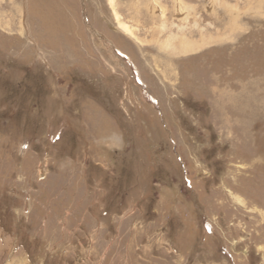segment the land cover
Returning <instances> with one entry per match:
<instances>
[{
  "label": "rangeland",
  "instance_id": "374dc122",
  "mask_svg": "<svg viewBox=\"0 0 264 264\" xmlns=\"http://www.w3.org/2000/svg\"><path fill=\"white\" fill-rule=\"evenodd\" d=\"M25 258L264 264V0H0V264Z\"/></svg>",
  "mask_w": 264,
  "mask_h": 264
},
{
  "label": "bare ground",
  "instance_id": "6f19581e",
  "mask_svg": "<svg viewBox=\"0 0 264 264\" xmlns=\"http://www.w3.org/2000/svg\"><path fill=\"white\" fill-rule=\"evenodd\" d=\"M111 2L113 1V0H110ZM132 5V4H131ZM150 15V14H149ZM151 16H152V14H151ZM153 18H154V16H152ZM125 30H127L128 32H132V30L128 27V26H126V25H123L122 26ZM150 32L152 33V34H158V33H161L162 31L161 30H159V29H155V28H152V30H150ZM180 33H181V31H179ZM184 33V32H183ZM175 37V36H174ZM176 38V37H175ZM168 39L169 40H167L168 42H172V36H169L168 37ZM178 39V38H177ZM175 40V39H174ZM179 46H177V47H179L178 49H179V51H183V45H184V40H182V37H181V39L179 38ZM177 43V42H176ZM175 43V44H176ZM212 94V93H211ZM239 201V200H238ZM13 259L14 258H12V260H11V263L13 262ZM17 259V258H16ZM25 261H24V263H22V264H27V259L25 258L24 259ZM23 261V260H22Z\"/></svg>",
  "mask_w": 264,
  "mask_h": 264
},
{
  "label": "crops",
  "instance_id": "0c3cea01",
  "mask_svg": "<svg viewBox=\"0 0 264 264\" xmlns=\"http://www.w3.org/2000/svg\"><path fill=\"white\" fill-rule=\"evenodd\" d=\"M222 97H223V94H222ZM231 98H233L230 94H229V97H227L226 99H231ZM223 130H220V132H222ZM224 132V131H223Z\"/></svg>",
  "mask_w": 264,
  "mask_h": 264
}]
</instances>
